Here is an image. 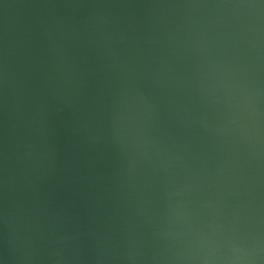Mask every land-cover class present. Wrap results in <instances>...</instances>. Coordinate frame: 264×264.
<instances>
[{
    "label": "water",
    "instance_id": "obj_1",
    "mask_svg": "<svg viewBox=\"0 0 264 264\" xmlns=\"http://www.w3.org/2000/svg\"><path fill=\"white\" fill-rule=\"evenodd\" d=\"M0 264H264V0H0Z\"/></svg>",
    "mask_w": 264,
    "mask_h": 264
}]
</instances>
